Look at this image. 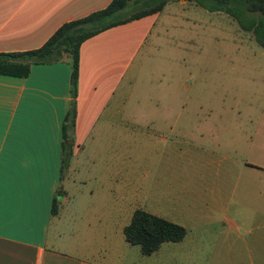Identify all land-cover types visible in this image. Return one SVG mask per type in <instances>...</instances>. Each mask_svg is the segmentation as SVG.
Listing matches in <instances>:
<instances>
[{
	"label": "crops",
	"instance_id": "0c3cea01",
	"mask_svg": "<svg viewBox=\"0 0 264 264\" xmlns=\"http://www.w3.org/2000/svg\"><path fill=\"white\" fill-rule=\"evenodd\" d=\"M109 1L0 0V52L35 48L64 21ZM150 15L81 43L74 126L66 138V61L32 64L25 76L0 73V264H264L263 182L242 180L263 165L246 156L255 147L248 137L238 145L245 154L237 156L219 141L151 126L153 119L139 131L130 126L137 118L104 114L119 102L121 83L154 23ZM121 127L128 154L138 159L128 166L120 165ZM230 160L234 179L233 164L225 165ZM57 190L63 194L53 206ZM65 202L72 204L60 211ZM137 208L182 224L185 236L142 254L120 221Z\"/></svg>",
	"mask_w": 264,
	"mask_h": 264
},
{
	"label": "rangeland",
	"instance_id": "374dc122",
	"mask_svg": "<svg viewBox=\"0 0 264 264\" xmlns=\"http://www.w3.org/2000/svg\"><path fill=\"white\" fill-rule=\"evenodd\" d=\"M152 20L121 83L119 102H110L104 114L137 118L140 123L130 126L139 131L145 130L144 121L153 119L151 126L170 133L182 130L211 145L219 141L222 151L237 152V156L245 154L243 146L238 147L244 135L248 144L252 141L255 146L250 151L247 147L246 156L263 165V170L248 169L242 180H262L264 189V48L226 13L193 3L168 2L160 12L150 15L148 23ZM123 94L127 98L120 102ZM175 118L178 122L171 130ZM120 130L125 149L120 165L128 166L138 159L128 154L127 135L122 127ZM227 164H233L230 173L234 179L235 163L230 160ZM123 178L131 176L123 173ZM68 204L72 203L65 202L60 211ZM81 213L79 220L83 222L85 212ZM80 221L76 219L78 227L83 225ZM120 221L127 223L129 218ZM65 224L70 225L69 218Z\"/></svg>",
	"mask_w": 264,
	"mask_h": 264
},
{
	"label": "trees",
	"instance_id": "16d2710c",
	"mask_svg": "<svg viewBox=\"0 0 264 264\" xmlns=\"http://www.w3.org/2000/svg\"><path fill=\"white\" fill-rule=\"evenodd\" d=\"M173 0H110L102 8L64 21L39 46L25 50L0 52V73L25 76L35 63L66 61L70 66V102L63 122V138L74 126L79 76V49L88 37L109 27L160 12ZM210 11H222L232 17L238 28L250 32L264 48V0H184ZM53 198V206L57 196ZM54 212V207L52 208ZM180 223L137 208L123 227L125 239L139 245L142 254H150L166 241H179L186 234Z\"/></svg>",
	"mask_w": 264,
	"mask_h": 264
},
{
	"label": "snow or ice",
	"instance_id": "6c2138e0",
	"mask_svg": "<svg viewBox=\"0 0 264 264\" xmlns=\"http://www.w3.org/2000/svg\"><path fill=\"white\" fill-rule=\"evenodd\" d=\"M0 160H2V158H0ZM0 168H2V165H0Z\"/></svg>",
	"mask_w": 264,
	"mask_h": 264
}]
</instances>
